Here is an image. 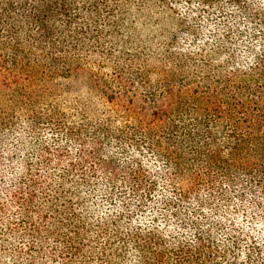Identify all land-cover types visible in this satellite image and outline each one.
Returning a JSON list of instances; mask_svg holds the SVG:
<instances>
[{
    "label": "trees",
    "instance_id": "obj_1",
    "mask_svg": "<svg viewBox=\"0 0 264 264\" xmlns=\"http://www.w3.org/2000/svg\"><path fill=\"white\" fill-rule=\"evenodd\" d=\"M0 264H264V0H0Z\"/></svg>",
    "mask_w": 264,
    "mask_h": 264
},
{
    "label": "rangeland",
    "instance_id": "obj_2",
    "mask_svg": "<svg viewBox=\"0 0 264 264\" xmlns=\"http://www.w3.org/2000/svg\"><path fill=\"white\" fill-rule=\"evenodd\" d=\"M174 13L153 9L150 17L137 26L136 40L143 42L151 48L161 45L165 42V38L178 31L177 21L179 12Z\"/></svg>",
    "mask_w": 264,
    "mask_h": 264
}]
</instances>
